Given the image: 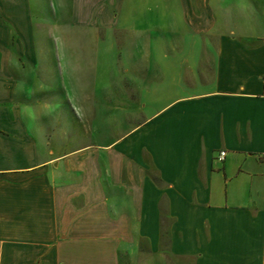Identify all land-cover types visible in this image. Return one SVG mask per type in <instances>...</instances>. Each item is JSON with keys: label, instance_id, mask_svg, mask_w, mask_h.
<instances>
[{"label": "crops", "instance_id": "obj_1", "mask_svg": "<svg viewBox=\"0 0 264 264\" xmlns=\"http://www.w3.org/2000/svg\"><path fill=\"white\" fill-rule=\"evenodd\" d=\"M49 1L0 0V264H121L134 236L161 251L165 201L176 258L264 264V38L209 39L212 0L159 6L161 27L188 31L155 58L142 121L104 149L60 152L50 104L28 100L45 85L34 30Z\"/></svg>", "mask_w": 264, "mask_h": 264}, {"label": "rangeland", "instance_id": "obj_2", "mask_svg": "<svg viewBox=\"0 0 264 264\" xmlns=\"http://www.w3.org/2000/svg\"><path fill=\"white\" fill-rule=\"evenodd\" d=\"M171 5L172 0H50L49 8L45 4L35 13V41L45 54L44 65L35 70L46 76L28 100L50 104L45 129L54 148L104 149L142 121L141 91L161 78L155 58L181 51L188 31L161 27L158 7ZM212 5L217 16L208 34L212 41L221 34L249 43L264 38V0H212ZM163 204L161 251L152 250L150 239L134 236L121 252V264H194L170 251L172 220L167 201Z\"/></svg>", "mask_w": 264, "mask_h": 264}, {"label": "built area", "instance_id": "obj_3", "mask_svg": "<svg viewBox=\"0 0 264 264\" xmlns=\"http://www.w3.org/2000/svg\"><path fill=\"white\" fill-rule=\"evenodd\" d=\"M225 155H226V152H225V151H221V152L219 153L218 159H219V160H223L224 157H225Z\"/></svg>", "mask_w": 264, "mask_h": 264}]
</instances>
